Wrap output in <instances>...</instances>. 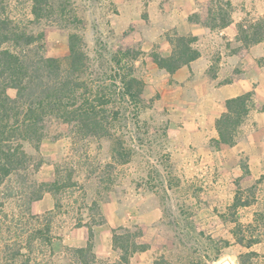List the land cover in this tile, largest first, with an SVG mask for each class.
<instances>
[{"label":"rangeland","instance_id":"1","mask_svg":"<svg viewBox=\"0 0 264 264\" xmlns=\"http://www.w3.org/2000/svg\"><path fill=\"white\" fill-rule=\"evenodd\" d=\"M60 1V6H56L48 18L37 23L32 21L30 0H6L5 3L8 14L28 31H48L44 51L47 56L64 59L69 54V35L75 31L83 35L86 50L94 59L96 49L101 48L97 47V38L109 47L129 46L124 41L129 30H124L121 21L114 19L119 11L111 0ZM236 8L241 10L238 11L241 20H254L264 14V0H238ZM254 8L256 11L250 10ZM133 48L139 50L136 46ZM248 55L249 64L255 63L264 69V41L253 45ZM101 57L94 62L105 63L109 67V54L106 52ZM140 72L143 75L141 69ZM241 72L236 69L234 76ZM9 94L15 97L17 90L10 88ZM149 99L145 95L144 102L137 106L131 105L128 115L121 118L122 123H117L116 132L124 139L125 146L132 154L128 163L113 162L112 139L73 138L70 129H63L53 120H48L47 131L52 135L63 131L65 134L62 137L57 140L44 138V141L50 143L43 146L42 140L39 149L35 143L24 144V149L34 156L33 165L27 173L22 176L14 174L0 185V264H71V249L79 246L70 244V240L74 235L81 237L85 230L81 223L88 221L91 216H101L91 207L94 200L102 207V215L114 212L115 202L119 208L127 207L128 201L133 203L135 214H142L160 205L162 220L158 229H153V221L148 224L144 220L142 225L136 223L137 217L144 215H123L129 217V221L133 217L134 222L120 226L135 229V225H138L148 228L143 240L155 246L153 264H220L223 259H227V264H237L239 253L248 249L231 242L235 239L234 216L243 225L247 236L254 234L264 239L261 216L264 211L258 212L259 223L251 225L250 215H238L239 210L229 205L208 203L203 192L206 193L208 187L212 191L210 197H216L211 184L213 182L208 181H214L222 172L217 168L203 172L202 169L181 166L180 157L170 155L166 147L168 111L156 108ZM42 151L52 154L43 155ZM39 162L41 166L36 171L35 165ZM56 165L60 166L64 177L72 173L71 184L59 193V207L53 211L37 213L33 209L36 201L29 204L33 183L42 181L41 174L38 175L41 167H44L43 175L47 176L51 172L53 174ZM236 184L240 194L246 192L249 195L255 188L246 182ZM139 199H144L145 203H139L138 206ZM209 205L215 213L219 207L221 211L225 207L226 212L222 215H205ZM227 211L229 215H226ZM33 215H49L47 218L51 232L45 234L47 237L40 236L29 245L26 238H23L24 242L20 240V234L25 231L24 237H27L28 230L39 225ZM249 227L251 229L248 232ZM74 228L80 230L72 232ZM19 248L21 254L16 255ZM218 253L221 254L220 259L212 261ZM258 253L259 256L250 264H264V251ZM101 258L108 264H115L119 253L113 252L111 256Z\"/></svg>","mask_w":264,"mask_h":264},{"label":"trees","instance_id":"2","mask_svg":"<svg viewBox=\"0 0 264 264\" xmlns=\"http://www.w3.org/2000/svg\"><path fill=\"white\" fill-rule=\"evenodd\" d=\"M5 1L0 0V185L14 174L22 176L27 173L33 165L34 156L24 149L26 142L35 143L39 149L44 138L57 140L65 134L63 131L53 135L48 132V120L56 121L63 129H70L73 138L112 139L113 162L128 163L131 151L116 131L117 123H122L121 118L128 115L131 105L137 106L145 100L146 81L136 64L141 51L125 45L109 47L97 38V47L101 48L96 49L94 59L86 50L83 35L75 31L69 35V54L64 59L47 56L44 51L48 31H28L8 14ZM30 2L34 23L48 18L49 13L61 4L60 0ZM199 7V11L189 17L191 22L202 23L215 30L233 21L234 5L231 0H209L200 3ZM237 26L239 45L233 48V52L244 57L253 45L264 41V16L256 20L244 19ZM197 39L194 35L170 37L172 53L165 56L153 51L150 58L160 68L173 73L200 56L201 52L195 46ZM106 52L110 56L109 67L105 63L94 62L100 56L103 58ZM239 76L227 80H237ZM10 88L17 90L15 97L9 94ZM253 94L250 91L227 99L226 111L216 120L218 138L211 140L213 147L235 145L238 131L249 114L255 109L264 110V104L253 101ZM149 102L153 103L154 99L150 98ZM40 166L41 163H37L35 170ZM71 174L64 177L60 166L56 165L48 181L33 183L29 204L43 198L46 192H51L57 199L59 193L71 184ZM250 176L249 170L245 169L242 178ZM251 202L250 198L243 200L237 194L231 208L237 209ZM59 206L60 201L57 199L55 207ZM91 207L101 216H91L88 221L81 223L87 229V243L71 249V264H108L95 252V227L103 224L105 217L98 201L94 200ZM33 216L38 219L39 225L28 230L27 237H24L25 231L20 234V240L24 242L23 238H26L29 245L51 232L47 218L49 215ZM233 221L236 223L233 233L239 244L250 248L260 241V237L254 234L246 235L236 216ZM144 235L145 229L138 225H135V229H115L113 248L119 253L115 264H130L133 254L147 250L150 245L143 240ZM20 252L19 248L16 255ZM220 255L216 254L211 260L220 259ZM258 256L255 250L241 252L237 264H250Z\"/></svg>","mask_w":264,"mask_h":264},{"label":"crops","instance_id":"3","mask_svg":"<svg viewBox=\"0 0 264 264\" xmlns=\"http://www.w3.org/2000/svg\"><path fill=\"white\" fill-rule=\"evenodd\" d=\"M111 1L119 11L114 19L121 21L124 30H129L124 39L125 43L130 47L136 46L141 51L136 64L142 70L146 81L144 96L153 98L156 108L168 111V130L165 136L167 151L174 157H180L181 166L202 169L203 172L217 168L222 172L221 175L214 181H208L213 182L211 184L213 191H216V197H210L212 191L208 187L207 192H203V196L208 198V203L231 207L237 194L243 200L250 198L251 204L239 206L237 213L250 215L251 225L259 223L258 212L264 211V110L255 109L249 114L238 131V141L235 145H222L219 148L211 145V140L218 138L216 120L226 111L227 99L253 91V101L256 104H264V69L255 63L249 64V52L240 57L232 50L235 43L239 45L237 25L243 21L238 13L241 10L236 8L238 0H231L234 5L233 21L228 26L215 30L189 19L199 11L200 3L209 0ZM250 10L256 11L255 8ZM263 16L264 14L259 18ZM256 19L258 18H254ZM175 35L196 36L198 39L195 46L201 54L189 65L170 73L151 60L150 53L158 51L169 56L173 50L170 37ZM236 69L243 72L237 80L228 81L227 79H232L235 75ZM49 143L43 140V146ZM46 154L52 153L43 152V155ZM245 169L251 173L246 179L242 178ZM43 173L44 167H41L38 175L41 174L42 181H48L52 172L47 176ZM237 182H246L255 188L249 195L246 192L240 194ZM143 200L139 199L138 206L139 203H145ZM210 205L205 215H222L226 212L225 207L222 211L219 207L215 213L211 211ZM126 206L119 208L115 202V211L104 213L105 222L95 227V252L99 257H109L113 252H117L113 248L114 230L134 222L133 217H130L132 220L129 221V217L123 215H144L145 217H137L136 223L142 225L144 220L148 224L153 221V229H158L162 220L160 205H155L153 210L147 209L142 214H135L133 203L128 201ZM34 208L37 213L53 211V194L46 192L43 198L35 202ZM262 214L264 223V213ZM226 215H229L228 211ZM76 229L80 230L74 228L72 232ZM84 229L81 237L74 235L70 244L86 245L87 229ZM144 229L146 236L148 228ZM263 240L260 237V241L250 248L239 244L236 237L231 242L260 252L264 251ZM148 243L150 247L147 250L133 254L130 264H153L156 250L150 241Z\"/></svg>","mask_w":264,"mask_h":264},{"label":"bare ground","instance_id":"4","mask_svg":"<svg viewBox=\"0 0 264 264\" xmlns=\"http://www.w3.org/2000/svg\"><path fill=\"white\" fill-rule=\"evenodd\" d=\"M226 261H227V259H223L220 261V264H227Z\"/></svg>","mask_w":264,"mask_h":264}]
</instances>
